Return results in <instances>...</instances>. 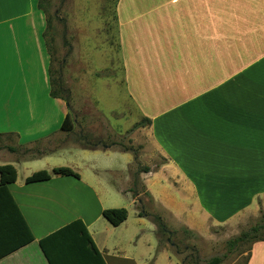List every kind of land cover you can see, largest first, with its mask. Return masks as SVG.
<instances>
[{
  "label": "crops",
  "instance_id": "crops-1",
  "mask_svg": "<svg viewBox=\"0 0 264 264\" xmlns=\"http://www.w3.org/2000/svg\"><path fill=\"white\" fill-rule=\"evenodd\" d=\"M37 4L0 0V137H11L0 145V165L17 171L8 190L34 235L0 264H49L40 240L76 220L86 225L104 264H179L167 250L149 262L158 247L149 218L136 212L132 224L128 216L113 227L102 216L113 208L104 202L128 196L130 153L67 144L36 158L21 155L69 135L61 130L67 103L50 96L47 22ZM114 12L125 93L138 113L122 125L150 120L133 133V144H145L148 167L152 151L167 161L142 174V182L155 178L172 194L182 187L172 181L180 182L213 226L264 210V0H117ZM62 167L80 178L26 183ZM69 264L101 262L82 256ZM247 264H264V241L252 245Z\"/></svg>",
  "mask_w": 264,
  "mask_h": 264
},
{
  "label": "rangeland",
  "instance_id": "rangeland-1",
  "mask_svg": "<svg viewBox=\"0 0 264 264\" xmlns=\"http://www.w3.org/2000/svg\"><path fill=\"white\" fill-rule=\"evenodd\" d=\"M116 1L49 0L46 16L50 19L51 26L46 28L44 34L51 55L49 68L52 80L62 81L66 91H70L69 96L66 92L64 96L69 97L71 118L76 124L74 131L66 138L50 146H36L34 149L37 150H33L27 156L35 157L41 153L40 150L52 152L67 144L83 147L84 144L78 140L81 130L84 134H92L95 138L107 142L120 141L119 136H124L134 126L125 128L124 124L122 125L123 122L128 121L129 124L134 122L138 113L130 106L125 93L114 12ZM55 89H57L56 85ZM134 132L125 138V144L136 149L138 162L133 152H125L118 146L114 147L120 150L118 151L120 153H130L135 160V164L130 167L131 179L127 184L124 183L126 190L124 194L128 196L119 195L117 200L104 202L105 206L113 207L107 209H126L129 225L136 218V212L138 219L149 218L154 223L156 236L153 235V240L158 241V247L149 253L150 263H153L157 254L164 250L176 257L179 264H206L214 257L227 255L228 241L239 237L241 233L255 225L261 216L260 209L254 215L246 212L237 217L231 216L230 219L234 218L230 223L213 226L208 217L199 214L195 203L187 196V190L182 189L183 184L173 180V186L182 187L178 188L181 192L174 189L173 193L176 194H172L163 190L168 184L155 178H150L145 184L140 178L142 184L137 186L140 195L135 198L136 203H131L134 197L127 191L133 187L135 174L140 167L150 165L146 159H142L144 158L142 147L145 144H133ZM109 134L113 136L111 139H108ZM141 138L143 136L140 137L139 143L142 142ZM6 140H11V137H0V145L3 146ZM3 149H6V145ZM24 154L25 152L21 155ZM149 155L151 166L148 168L151 171H158L167 162L155 151L150 152ZM122 164L120 159L118 171ZM119 174L122 177V173ZM119 181L122 182V179ZM145 191L149 195H146ZM141 206L144 211L151 214L150 217L139 216ZM252 211L253 207H250L248 212L252 213ZM155 218L161 219L170 235L158 236ZM144 241L147 242V239ZM250 246V244L240 245L235 252L227 255L224 264H246Z\"/></svg>",
  "mask_w": 264,
  "mask_h": 264
},
{
  "label": "trees",
  "instance_id": "trees-1",
  "mask_svg": "<svg viewBox=\"0 0 264 264\" xmlns=\"http://www.w3.org/2000/svg\"><path fill=\"white\" fill-rule=\"evenodd\" d=\"M38 9L42 11L45 15L48 14L49 10V0H38ZM47 27L51 26L50 19L46 16ZM47 47V46H46ZM48 53L49 48H47ZM51 57V55H50ZM51 91L50 96L54 99H62L67 103L69 108V113L63 121L61 130L65 133H72L75 129L76 121L72 120L71 107L68 101L69 97L64 96L65 92L67 96L70 95V91H66L63 87L62 81H53L51 76V71L49 68ZM55 85L57 89H55ZM76 118V117H74ZM151 125V121L148 119L134 125L124 136H119L120 141L107 142L101 138H95L92 134H84L81 130L79 133L78 140L83 143V148L85 149H96V148H112L118 146L122 151L133 152L136 155V162H138V153L134 147L127 146L125 144V138L132 132L139 128H145ZM113 137V136H112ZM109 134L108 139L112 138ZM13 153H18L19 151L15 148L8 147ZM32 153L31 150L25 151V155ZM43 153H39L36 157L42 156ZM160 167V166H159ZM151 172L148 167H140L135 174V180L133 187L127 192L133 194L134 199L139 197L137 191V186L141 183L140 175L143 173ZM53 176L59 177H73L79 179L80 176L75 173L70 168H55L51 172L40 171L29 178H27V184L43 183L48 182ZM17 180V171L12 165H0V260L9 254L19 250L20 248L30 244L34 241V235L28 226L26 220L22 216L20 210L18 209L16 203L14 202L8 186L14 184ZM142 184V183H141ZM145 189L144 186H142ZM146 195H149L145 191ZM261 206V202H259ZM260 219L253 225L248 231L241 233L239 237L233 238L227 243L228 254L230 255L237 250V248L242 244H250V249L253 244L257 242L264 241V212L260 208ZM103 218L109 222L113 227H119L128 218V212L126 209H107L102 213ZM140 217H150L151 214L144 211L141 206L139 210ZM155 223L158 225V236L168 234L170 232L167 226L159 218H155ZM40 248L44 253L49 264H69L73 261L78 260L82 256H93L97 258L101 264V255L95 246L86 225L81 220H76L62 229L56 231L55 233L40 240ZM161 249V248H159ZM161 251V250H159ZM227 255L222 257H214L210 259L206 264H224L227 259ZM249 257L246 264L248 263Z\"/></svg>",
  "mask_w": 264,
  "mask_h": 264
}]
</instances>
